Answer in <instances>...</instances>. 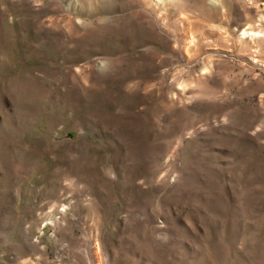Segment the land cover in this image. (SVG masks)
Segmentation results:
<instances>
[{
	"label": "rangeland",
	"instance_id": "1",
	"mask_svg": "<svg viewBox=\"0 0 264 264\" xmlns=\"http://www.w3.org/2000/svg\"><path fill=\"white\" fill-rule=\"evenodd\" d=\"M0 264H264V0H0Z\"/></svg>",
	"mask_w": 264,
	"mask_h": 264
}]
</instances>
